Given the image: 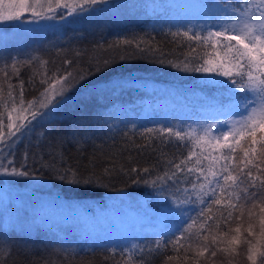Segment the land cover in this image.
<instances>
[{"label":"snow or ice","instance_id":"snow-or-ice-1","mask_svg":"<svg viewBox=\"0 0 264 264\" xmlns=\"http://www.w3.org/2000/svg\"><path fill=\"white\" fill-rule=\"evenodd\" d=\"M108 2L0 0V23L39 25L43 21L45 28L55 30L62 22H74L69 18L84 15ZM207 7L214 9L216 15L209 17L213 22L207 25L209 30L206 35L192 28L168 33L178 46H187L188 51L182 53L183 59H167L166 53L143 38L139 41L125 39L116 44L135 43L140 53H160L152 63L167 64L185 73H200L209 78L225 77L226 80L212 82L229 85L227 107L235 113L234 118L223 121L224 129L215 134L213 129L217 128V124L211 123L204 126L202 131L193 128L184 130L177 126L145 128L139 133L142 143H137L135 137L126 133L130 145L124 147V152L128 153V166L123 162L118 163L113 155L107 157V163L99 173L94 170L95 156L89 157L83 164V172L80 158H77L74 166L71 157L65 153V145L71 144L77 153H83V145L89 137L84 132L82 122L72 126L69 136L57 137L54 141L45 139L47 131L36 133V129L54 123L59 108L71 99L69 94L78 87L94 92L96 84L84 83L92 76L108 71L117 63L144 59L143 55H121L118 60L97 59L95 72L70 70L73 64L70 59L63 60L62 64L69 66L63 69H34L28 83L35 87V81L39 78L41 89L37 96L28 100L24 98L25 81L19 79L20 69L33 68L37 61L42 66L52 62L33 56L23 60L12 58L10 63L0 66V177L41 179L35 175L34 169L30 170L28 160L31 155L33 166L39 163L40 170L55 173L58 180L72 186L107 187L105 179L110 181L114 176L123 175L133 184L157 189L161 196L167 193L166 200L170 204L166 205V213L179 221L174 225L175 230H169L168 237L151 244H132L120 249L121 260L118 264H150L151 260L169 250L174 255L166 256L165 260L176 261L177 264L181 259L185 264L190 259L193 264H199V258L209 252L211 257H215L217 251L227 255L237 254L241 227L238 225L229 230L235 233L230 239H225L229 232L219 230L221 223L227 227L233 219H241L244 215L241 209L248 202H251V207L247 209L248 217H257L259 233L254 230L256 225L253 223H249L245 229L249 237L256 239V243L245 240L248 244L247 260L250 264H258V260L259 264H264V0H224ZM213 28L215 30H211ZM14 78L18 81L15 84ZM257 133L260 135L257 136ZM33 137L39 153L30 154L26 147L17 165L18 146L25 140L31 143ZM242 140H245L244 144ZM169 146L184 149L187 154L168 153L165 149ZM146 149L155 155L156 163L143 167L133 163L131 151L144 155ZM238 150L240 156H237ZM191 206L196 209L195 215L188 211ZM214 206H218L216 211L219 215L213 213ZM255 209L259 210L258 213ZM237 211H240V215L234 216ZM193 239L199 242L195 248L190 243ZM213 248L216 250H211ZM190 250L193 256L189 255ZM110 253L116 256L117 249H110ZM10 256L11 248L6 241H0V264H6Z\"/></svg>","mask_w":264,"mask_h":264},{"label":"trees","instance_id":"trees-1","mask_svg":"<svg viewBox=\"0 0 264 264\" xmlns=\"http://www.w3.org/2000/svg\"><path fill=\"white\" fill-rule=\"evenodd\" d=\"M134 1L136 0H109L107 4L97 6L88 13L74 18L78 27H75L76 30L70 28L76 32V34H72L71 38L63 36V39L59 41H54L55 39L45 41V43L29 48L32 50L29 51L31 53L27 51L28 49L23 48L19 54L4 62L10 63L12 58L23 60L33 56L52 62L42 66L37 61L33 68L23 67L20 69L19 79L25 81L24 98L28 100L37 96L41 89L39 78L35 81V87L28 83V78L32 76L34 69L39 71H44L45 67L63 69L69 67L62 64L63 60L70 59L73 61L70 70L83 69L95 72L97 59L118 60L121 55L127 54L145 57L126 63H117L108 71L92 76L84 83L96 84L97 88L94 92H87L83 87H78L69 94L71 99L59 108L55 122L36 129V133L47 131L48 136L45 139L54 141L57 137L69 136L72 126L76 122H82L84 132L89 137L87 143L83 145V153H77L71 144L65 145V153L71 157L74 166L77 158L81 159L82 172L84 171L83 164L92 156H95L96 168L94 170L97 173L105 166L109 155L115 156L118 163L123 162L128 166V153L124 152V147H130V145L125 136L126 133L128 136L135 137L137 143H142L139 133L145 128L177 126L184 130L193 128L202 131L204 126L211 123L217 124V128L213 129L215 134L218 130L224 129L223 121L232 120L235 115L233 110L227 107L229 85L212 82V80H226L225 77L209 78L200 73H185L169 67L167 64L152 63L151 61L159 57L160 53H140L136 49L135 43L131 45L116 44L117 41L125 39L139 41L143 38L148 44L158 46L163 53L167 54V59L175 61L183 59L182 53L187 52L188 48L187 46H178L168 33L175 32L177 29L183 31L192 28L194 31H200L206 35L209 30L207 25L212 24L213 21L206 24L197 18L184 19V17L175 15L145 17L144 14H140L141 16L134 14L131 21L125 23L124 26L108 28V26L101 27L103 21L90 14L94 11L115 10ZM156 1L157 3H155ZM217 1L224 2V0ZM160 2L161 0H154L148 5L159 7L160 4H166V0L163 3ZM120 15L115 14V16ZM121 17L124 18L123 15ZM137 19L140 20L136 21ZM202 25L205 27L201 28ZM211 30H215V28ZM144 46L141 45V47ZM199 51H203V49H199ZM209 51L211 50L209 49ZM17 82V79L14 78L13 83ZM151 89H155V91H151ZM169 99L175 100L177 105L166 104ZM230 112L233 114H229ZM235 118L238 119V116ZM258 134L257 136H259ZM245 140H242L241 143L244 144ZM35 144L36 141L33 137L31 143L29 140H25L18 146L17 165L26 147L30 154L39 153ZM165 151L176 155L187 154L186 150H177L172 146L167 147ZM121 152L124 154L120 155ZM240 155L238 150L237 156ZM131 156L133 157L132 162L138 163L141 167L156 163L155 155L151 154L150 149H146L144 155H138L133 150ZM45 159H47L46 154ZM28 164L30 170L34 169L35 175L42 177L41 179L50 186L55 197L65 202L80 204L87 203L84 202L86 200L102 201L109 196L120 194L132 196L134 194L146 199L160 196L165 208L170 204V201L166 200L167 193L161 196L157 189L142 184H133L128 177L123 175L114 176L110 181L105 179L104 183L107 187L84 188L64 183L56 178L55 173L40 170L39 163L33 166L31 155ZM183 186L181 185V187ZM140 207L134 206L133 209ZM217 207L214 206L213 213L219 215L216 211ZM244 207L241 211L245 213ZM188 211L195 215L196 209L191 206ZM239 215L240 211L234 214V216ZM166 217L167 220L162 227L140 223L135 228L137 232H140L137 234L138 236L130 233L131 236L127 238L120 236L115 238L116 240L109 239L107 236L80 235L79 231H75L72 226L71 228L66 226L61 228L64 235L55 231L58 235L57 238L54 237V234L45 233L35 235L30 239L21 236L20 244L11 243L9 236L3 237L0 241H6L7 246L11 248V256L7 258L6 264H118L121 260L120 249L132 244L148 245L157 239L168 237L169 230L174 231V225L179 221L168 214ZM242 217L249 219L246 213ZM239 220L233 219L227 227L221 223L219 231L229 232V236L225 239H230L231 235H235L229 230L237 227ZM104 223L102 220V227ZM248 224L249 222L246 226ZM92 229L99 230L94 227ZM212 230L214 233L216 232L214 225ZM242 231L246 232L241 228ZM190 243L195 248L199 242L193 239ZM219 247H223V245H219ZM112 248L117 249L116 256L111 255L110 249ZM240 252L237 249V254L227 255L222 251H217L215 257H211L209 252L205 257L199 258V264H243L238 262ZM169 255H174V253L171 250L162 253L151 260L150 264H177L176 261L165 260ZM189 255L193 256L191 250ZM181 256H183V250H181ZM179 264H185L183 259ZM187 264H193L192 259L188 260Z\"/></svg>","mask_w":264,"mask_h":264},{"label":"rangeland","instance_id":"rangeland-1","mask_svg":"<svg viewBox=\"0 0 264 264\" xmlns=\"http://www.w3.org/2000/svg\"><path fill=\"white\" fill-rule=\"evenodd\" d=\"M153 1L136 0L115 10L94 11L90 14L103 21L101 27L108 26V28L124 26L131 21L134 14L138 16L144 14L145 17L175 15L184 19L197 18L209 24L212 21L209 17H214L216 13L214 9L207 6L218 2L217 0H166V4H160L159 7L148 5ZM163 2L164 0H161L160 3ZM229 2H236V0H229ZM115 14H121L124 18ZM75 20L71 23L62 22L61 26L55 30L45 28L43 21L39 25L27 22L0 23V64L19 54L23 48L28 49L29 52L32 51L29 48L45 41L54 39L59 41L63 39V36L71 38L72 34H76L75 27H78ZM66 33L68 35H65ZM166 104L175 106L177 102L169 99ZM0 181H4L0 183V240L9 236L11 243L20 244L21 236L30 239L45 233L54 234L57 238L55 231L64 235L61 228L66 226L70 228L72 226L75 231H79L80 235L107 236L109 239L116 240L115 238L120 236L123 238L133 234L138 236L140 232H137L135 228L140 223L162 227L167 220L166 208L160 196L146 199L134 194L132 196L120 194L106 197V200L102 201L86 200L84 202L87 203L77 204L55 197L50 186L42 179L0 177ZM134 206L141 207L133 209ZM244 206L245 213L248 215L247 209L251 207V202ZM254 211L258 213L259 210ZM102 220L105 222L103 227ZM247 222L256 225L254 230L258 234L257 217L254 216L251 219L242 217L238 225L246 229ZM92 227L99 230H93ZM246 239L256 243V239L249 237L247 232H241V243L237 246L238 251H241L238 254V262L250 264L247 260Z\"/></svg>","mask_w":264,"mask_h":264}]
</instances>
